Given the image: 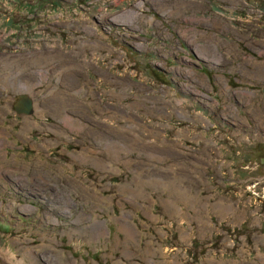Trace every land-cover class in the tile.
Masks as SVG:
<instances>
[{
	"label": "rangeland",
	"instance_id": "rangeland-1",
	"mask_svg": "<svg viewBox=\"0 0 264 264\" xmlns=\"http://www.w3.org/2000/svg\"><path fill=\"white\" fill-rule=\"evenodd\" d=\"M22 92L37 113L15 111ZM262 116L264 0H0L2 251L264 264Z\"/></svg>",
	"mask_w": 264,
	"mask_h": 264
},
{
	"label": "bare ground",
	"instance_id": "bare-ground-1",
	"mask_svg": "<svg viewBox=\"0 0 264 264\" xmlns=\"http://www.w3.org/2000/svg\"><path fill=\"white\" fill-rule=\"evenodd\" d=\"M194 39V38H193ZM211 50V49H210ZM208 51V50H207ZM212 51H214V50H212ZM60 53V52H59ZM210 53V52H209ZM214 54V53H213ZM39 57V56H38ZM50 57V56H49ZM204 57V56H203ZM25 60H27V59H25ZM204 60H206L205 58H204ZM35 61V60H34ZM40 61V60H39ZM215 64V63H214ZM63 68V67H62ZM37 71V70H36ZM180 74V73H179ZM6 78V77H5ZM4 78V79H5ZM176 78V77H175ZM191 78V77H190ZM3 79V78H2ZM7 83H8V81H7ZM36 83H39V82H34L32 85H34V84H36ZM26 91V90H25ZM31 92V91H30ZM23 93V92H22ZM30 94V93H29ZM59 94V96H60V98L62 99V104H61V106L60 105H58V106H56L57 108H58V110L57 111H54L55 113H57V115H59L61 118H63L67 123H70V124H72L73 126H76V127H82L81 125H80V123H79V118H75V117H73V116H71V115H69L68 113H63V110L64 111H66V109H67V106H68V99H67V96H66V93H58ZM68 95V94H67ZM32 98H33V102H34V104H33V107H34V111L31 113V114H33V113H37V110L38 109H40L39 108V103L38 102H36L35 101V99H34V96H32ZM77 102V101H76ZM235 102V101H234ZM60 110V111H59ZM18 111V110H17ZM43 111V110H42ZM45 111V110H44ZM20 112V111H19ZM39 112V111H38ZM20 113H23V112H20ZM53 113V112H52ZM25 114H27V113H25ZM31 114H27V116H25V117H28V116H30ZM24 117V118H25ZM66 124V123H65ZM69 124V125H70ZM133 141V140H132ZM129 144H131V141L129 142ZM128 146V144H123V146H121V145H118L117 147V150L116 149H113V150H111L112 152H118L119 153V150H121V149H123L124 147H127ZM119 155V154H118ZM118 158V157H117ZM197 164H199V162H197ZM101 165H103L104 166V163L103 162H101ZM3 171V170H2ZM2 171H0V176H2L3 175V172ZM149 178V177H148ZM154 178H156V177H154ZM145 179V178H144ZM153 179V178H152ZM150 180H151V178H150ZM152 181V180H151ZM144 183H146V182H144ZM87 188V187H86ZM177 190H178V192L180 193L181 191L179 190V188H177ZM139 191V190H138ZM190 193V192H189ZM186 194V193H185ZM42 199V198H41ZM188 200V199H187ZM166 201H168V200H166ZM191 201H194V200H192L191 199ZM87 202V201H86ZM89 202V201H88ZM170 202V201H169ZM51 203V202H50ZM219 208H221V207H219ZM26 209V208H25ZM24 209V210H25ZM66 210V209H65ZM52 211V210H51ZM125 212V211H124ZM66 213V212H65ZM128 217V216H127ZM24 218V217H23ZM95 218V217H94ZM116 218H118L119 219V217H116ZM123 218V217H122ZM25 219V218H24ZM50 219V218H49ZM63 219V218H62ZM77 219V218H76ZM75 219V220H76ZM88 219V218H87ZM126 220V219H125ZM23 221H26V219L25 220H23ZM57 221V220H56ZM55 221V222H56ZM77 221V220H76ZM79 221V220H78ZM77 221V222H78ZM101 220H99V222H100ZM127 221V220H126ZM103 222V221H102ZM120 222V221H119ZM61 223V222H60ZM82 225V224H81ZM92 225V224H91ZM90 225V226H91ZM70 226V225H69ZM73 226V225H72ZM75 226V225H74ZM85 227V226H84ZM94 228L92 229V231L93 232H95L96 230H97V228H98V231H102L103 229H104V227L102 226V225H99L98 224V222H96L95 223V225L93 226ZM120 227H121V229H123V228H125L124 230H125V232H126V234H125V239H128L129 237H130V235H132L130 232H129V228L127 227V224L125 223V222H123V221H121L120 222ZM131 227H132V225H131ZM76 228V227H75ZM78 228V227H77ZM90 228V227H89ZM131 229V228H130ZM77 230V229H76ZM132 230V229H131ZM130 230V231H131ZM79 231V230H78ZM83 232H84V230H83ZM133 232V231H132ZM136 232V231H135ZM96 234V233H95ZM95 234H94V236H95ZM99 234V233H98ZM88 235V234H87ZM135 235V234H134ZM137 235H139V234H137ZM72 237V236H71ZM133 237V236H132ZM17 238H20V237H17ZM21 239V241H22V239L23 238H20ZM24 239H28L27 237H25ZM87 239V238H86ZM90 239V238H89ZM137 239V238H136ZM135 239V240H136ZM91 240V239H90ZM90 240H89V242H90ZM94 240V239H93ZM124 240V239H123ZM129 240V239H128ZM28 241V240H27ZM127 241V240H126ZM138 241H139V239H138ZM136 242V241H135ZM121 243V242H120ZM124 243V242H123ZM127 243V242H126ZM137 243V242H136ZM139 243V242H138ZM128 244V243H127ZM26 246V245H25ZM21 247V246H20ZM24 247V246H23ZM30 249H32V248H30ZM29 249V250H30ZM26 251V250H25ZM31 251V250H30ZM128 251V250H127ZM0 252L1 253H3V255H5V256H7V257H9V256H13V257H16L17 258V255L15 256V254L12 252V253H10V252H5V251H2V248L0 247ZM126 253V252H125ZM31 254V253H30ZM129 255V254H128ZM28 256V255H27ZM61 256V255H60ZM44 257V256H43ZM62 257V256H61ZM64 257V256H63ZM21 258V257H20ZM11 259V258H10ZM18 259V262L17 263H14V262H12V260H10L11 261V263H13V264H23V263H20L19 262V258H17ZM29 259H30V257H29ZM76 259V258H75ZM74 259V260H75ZM15 260V259H14ZM23 260V259H22ZM36 260V259H35ZM50 260V259H49ZM60 260V259H59ZM31 261V260H30ZM46 261H48V260H46ZM40 262V261H39ZM49 262V261H48ZM60 262V261H59ZM63 262V261H62ZM72 262V261H71ZM45 263V262H44ZM75 263V262H74ZM114 263V262H113ZM76 264V263H75ZM115 264H120V263H118V261H116L115 262Z\"/></svg>",
	"mask_w": 264,
	"mask_h": 264
},
{
	"label": "flooded vegetation",
	"instance_id": "flooded-vegetation-1",
	"mask_svg": "<svg viewBox=\"0 0 264 264\" xmlns=\"http://www.w3.org/2000/svg\"><path fill=\"white\" fill-rule=\"evenodd\" d=\"M19 99V96L17 95L16 96V98H15V100H14V102H13V108L15 109V111H17V107H16V103H17V100ZM18 112V114H20L21 116H27V114H25V113H19V111H17ZM34 114V113H33ZM32 115V114H31ZM258 120V123L261 125V126H264V116H262V117H260L259 119H257ZM262 142H264V141H262ZM261 142H259V143H254V147L256 148V147H258L259 146V144H260ZM252 151H250L249 153V155H250V157L251 156H253V154L254 153H251ZM259 159V165H261V167H257V169H260L261 170V177H263L264 178V160L262 161V160H260V158L259 157H257V158H255V162L257 161ZM253 162V161H252ZM258 184V183H257ZM256 185V184H255ZM257 187V186H256ZM258 189H260V190H263L264 191V185H262V188L260 187V188H258ZM258 189H255V190H258ZM249 203L253 206L252 207V210H251V212H254V210L253 209H256V208H259V203H258V201H254V200H250L249 201ZM247 209V208H246ZM246 211V210H245ZM256 211V210H255ZM257 212V211H256ZM258 213V212H257ZM257 213H254V215L253 216H258V214ZM263 214H264V212H263ZM21 217H24V215H21ZM263 218H264V215L262 216ZM22 220V219H21ZM22 222H24V221H22ZM6 233H8V232H6ZM141 234L139 233V236H140ZM144 235H146L145 233H144ZM125 237V236H124ZM163 251H165V249H162ZM163 255L164 256H166V253L165 252H163Z\"/></svg>",
	"mask_w": 264,
	"mask_h": 264
},
{
	"label": "water",
	"instance_id": "water-1",
	"mask_svg": "<svg viewBox=\"0 0 264 264\" xmlns=\"http://www.w3.org/2000/svg\"><path fill=\"white\" fill-rule=\"evenodd\" d=\"M19 99L17 100L16 107L17 110L23 113L31 114L34 111L33 107V98L31 94L29 93H19L18 94ZM0 264H13L10 260L7 261V259L3 258L2 255H0Z\"/></svg>",
	"mask_w": 264,
	"mask_h": 264
},
{
	"label": "crops",
	"instance_id": "crops-1",
	"mask_svg": "<svg viewBox=\"0 0 264 264\" xmlns=\"http://www.w3.org/2000/svg\"><path fill=\"white\" fill-rule=\"evenodd\" d=\"M117 222V221H116ZM119 226H120V223H119ZM121 228V227H120ZM161 262H163V260H160ZM118 263H120V264H122L120 261H118ZM124 264H126V263H124Z\"/></svg>",
	"mask_w": 264,
	"mask_h": 264
}]
</instances>
